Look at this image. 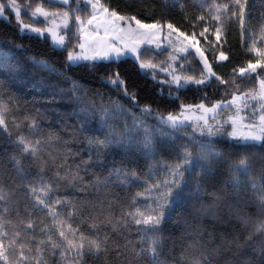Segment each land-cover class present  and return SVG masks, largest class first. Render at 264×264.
Here are the masks:
<instances>
[{"label":"snow or ice","instance_id":"6c2138e0","mask_svg":"<svg viewBox=\"0 0 264 264\" xmlns=\"http://www.w3.org/2000/svg\"><path fill=\"white\" fill-rule=\"evenodd\" d=\"M204 2L206 3L207 0ZM247 2L248 0H229L228 3L220 4L213 0L212 7L209 9L213 24L210 27L205 22L202 30L198 33L194 30L191 34L181 31L171 22L166 25L158 22L147 24L142 23L134 15L125 17L115 10H110L102 3V0H75L76 7L68 8L62 12H50L43 6H37L31 12V18L36 20L42 17L45 20H50L51 26L45 29L23 24L20 20L21 8L17 5L16 0H0V17L4 16L6 10H12L17 23L21 24V31L32 32L38 36L44 35L45 32L50 34L54 48L68 51L71 39L77 40L76 46L80 51H68L69 66L78 67L82 63L95 64L100 61L115 62L130 55L136 61H140L138 66L142 71H153V79L156 71L164 73L166 78L160 82L168 84L169 87L174 86L177 91V99L179 98L178 93L181 90H186L189 85H210L213 78L219 84L228 86L225 89V94L231 96L230 100H221L211 106H206L204 103L195 106L205 114L212 113L211 119L214 123H209V118L202 115L197 118L196 124L189 125L187 116L181 118L180 115L169 113L165 117L162 114L154 113L149 106L141 108V115L137 116L116 102H111L108 106L96 103L84 95H77L78 87L73 84L72 95L77 104L81 105L79 112L73 113L80 118L77 131L85 127L90 116L99 114V127L102 131L99 136L94 135L89 139V146L95 148L97 159L106 149L112 147L126 149L129 154L136 150L149 158H154L157 143L156 133L154 129L146 125L147 117L158 120L160 125L176 133L186 126H192L194 131L199 132L202 137L216 136L223 131L225 124H229L232 130L227 135L241 141L239 147L256 148L259 146L264 148V23L260 26L259 39H256L246 21ZM260 2L264 3V0H260ZM47 3L69 5L70 0H47ZM81 4L84 5L83 8L80 7ZM201 7H203V3ZM82 12L86 13V19L80 14ZM57 20L60 23H57ZM70 20L75 24V33L71 32L69 27ZM132 21L135 22V28L131 26ZM200 21H205L204 15L197 17V22L192 25L193 29L199 26ZM234 21L239 23L242 38L247 34V39L251 42L247 51L255 59L249 60L246 67L234 69L233 79L229 81L213 71L212 64L205 55V50L200 47V43L202 38L207 44V50L212 53L214 61L228 60L224 51H219V54H216L217 46L222 47L226 42L223 39L225 31ZM164 27L168 29V37L175 34L177 46L171 47L170 42V54L160 64L151 61L143 62L141 60L143 55L141 45L152 44L154 40L159 39V34ZM60 28L64 29V34H59L57 29ZM210 32L215 37L214 42L208 39ZM66 40L69 43H66ZM81 40L87 41V48L86 43L80 42ZM88 50L91 51V54H88ZM193 50L202 65L199 77L194 71L189 73L186 68V65L190 67L188 58L192 55ZM155 51L157 55H163L165 51H169V48L161 49V45L156 44ZM14 59V55L0 50V75L5 73L11 75L14 71L19 70V62L15 65L12 63ZM32 63L34 67L44 72L55 73L57 71L54 66L43 60L33 59ZM237 77L241 79H237ZM108 82L114 86L124 87L125 97L135 103V94L127 91L119 72H114ZM248 82L258 85V90L255 87L248 88L247 91L242 90L241 84L244 83L247 87ZM229 89H231L230 92ZM21 109H24L23 117L14 114ZM226 109H231L233 114L228 115L223 121L216 120V116ZM9 114H12L11 124L14 128L17 130L26 128L27 134L21 132L16 139L19 155H13L9 157V160L14 165L20 179L28 181L26 187L32 202V211L28 212L27 222L21 219L17 224H13L8 216L13 212L19 216V208L0 203V264H49V260L53 257H58L55 264H88L89 258L97 260L103 258L107 264L106 258L110 250H115L119 259L123 256L121 249L127 251L128 244H132V242L128 241L124 245L116 243L111 239L109 233L102 230L101 225L110 226L112 232H122V230H127L130 224L137 226L136 232L139 237L137 241L139 250H136V246L133 244L134 259L142 261L147 258L150 264H166L161 259L159 251L163 245L161 225L165 222L167 212L173 210L174 205L185 198L184 190L188 187V183L183 178L185 172L189 170L188 166L199 164L200 161H207L209 158H220L221 153L214 151L210 142L197 140L194 137L190 143L200 149V154L194 157L188 146L185 145L183 151L178 152L180 162L171 166L164 165V171L167 173L164 179L155 178L151 168L143 181L136 172L113 168L103 180L97 177L93 182L97 193L101 189L104 190V198L98 197L99 202L89 206L59 197L53 198V192L54 184H59L60 181L84 185V175H81V170L83 169L85 175L87 174V169L92 164L91 155L89 160L82 161L79 165H69L68 158L72 153L67 147L68 141L58 133L45 132L38 119L39 110L29 111L27 104L6 92L5 80L0 79V130L5 132H8L7 117ZM129 118L132 121L131 125L128 123ZM201 121L202 123H200ZM160 135L163 137L171 135V133H167L161 128ZM101 136L103 138H100ZM22 158H30L31 163L39 169L37 179L29 180L28 176L24 174ZM48 167L56 169L55 176L50 180H46L44 177V171ZM233 168L245 174L251 171L246 157L241 158L238 164L233 165ZM159 171L160 168L156 167L155 172ZM232 183L238 186L239 181L233 180ZM113 184L120 187L138 184L144 188L143 192L138 191L132 197L129 205L130 210L121 207L119 216L113 213V204L117 202L116 199L108 198L111 195L110 188ZM252 186L256 187L255 181ZM84 187L86 189L87 185ZM258 191L264 193V188L258 189ZM199 192L200 188L197 187L195 195H199ZM6 200L7 196L3 188L0 187V202ZM105 200H107L106 207ZM141 200L144 201L143 204H141ZM259 202L261 211L264 212V194L260 196ZM68 205L70 208L65 213L63 206ZM85 211L89 213L88 219L92 221L89 230L95 233L94 235H88L81 231L79 226H73L72 222L78 218L81 212ZM36 213H44L51 222L31 219ZM244 223L247 224L248 221L245 220ZM255 232L264 235V221L257 224ZM248 241H252V235L248 237ZM248 246L261 257V260H264V247H255L253 244ZM128 264H133V260H129ZM190 264H201V261L195 259L190 261Z\"/></svg>","mask_w":264,"mask_h":264},{"label":"trees","instance_id":"16d2710c","mask_svg":"<svg viewBox=\"0 0 264 264\" xmlns=\"http://www.w3.org/2000/svg\"><path fill=\"white\" fill-rule=\"evenodd\" d=\"M247 15L249 24L258 30V26L264 23V3L260 0H248ZM216 3H228L229 0H215ZM110 10L117 11L125 17L136 16L143 23H173L181 31L191 34L194 30L198 33L207 22L211 27L213 21L209 9L213 0H102ZM203 3V7L201 4ZM249 13L251 14L249 16ZM205 16V21H200L199 26L193 29L197 17ZM258 25V26H257ZM257 26V27H256ZM214 30V29H213ZM199 38V37H198ZM208 39L215 41L211 32ZM226 42L223 46H217L219 51H224L228 56L226 61H214L213 55L207 50L206 42L201 38L200 46L205 50L213 71L225 80L233 79V70L246 67L254 56L248 53L242 42L241 30L238 21L232 22L226 29L223 38ZM0 50L14 55L12 63L19 62V70L11 75H0L5 80L6 92L27 104L29 111L39 110L40 126L45 132H54L63 136L68 141L67 147L72 155L68 158L69 165H79L82 161L92 158V164L84 175V185L68 184L60 181L54 184L53 198L59 197L75 203H83L91 206L104 198V190L97 193L93 182L99 177L103 180L113 168L123 169L127 172H136L141 181L146 179L150 168L157 179H164L167 173L164 165H175L180 162L178 152H182L185 145L193 153L200 154V149L190 143L195 137L197 140L210 142L214 151L221 153L220 158H209L200 161L199 164L189 165L185 172L184 180L188 187L184 190L185 198L174 205L173 210L166 214L162 227L163 245L159 249L161 259L166 264H190V261L199 259L201 264H264V260L249 247H264V235L255 232L260 221H264V212L261 211L259 198L262 194L258 189L264 188V148H242L238 145L241 141L218 137L214 140H204L189 133L187 127L179 133L159 124L158 120L147 117L146 125L155 130L156 148L155 157L149 158L142 152L133 150L130 154L126 149L112 147L106 149L97 159L95 148H90L89 139L94 135L99 136V114L89 117L82 130L77 131L80 118L74 115L79 112L78 105L72 95L73 84L77 85V95H84L96 103L108 106L111 102L123 105L132 114L141 115V108L149 106L154 113L164 116L176 113L181 106H192L200 103L211 104L230 98L225 94L227 85H221L214 78L210 85L188 86L186 90L178 93L168 92L151 77L141 72L136 62L131 58H123L118 61L82 63L80 66H69L67 61L68 51L54 48L45 37L22 34L14 22L0 19ZM33 59L43 60L56 68L55 73L41 71L33 66ZM119 72L120 78L125 82V87L130 93H134L136 100L133 103L124 95V87L114 86L108 82L109 77ZM237 79H241L237 77ZM246 81V78H244ZM255 87L251 82L241 84L242 90ZM231 89H229V92ZM171 93V95H170ZM23 117L24 109L14 113ZM11 115L7 117L8 132L0 130V187L3 188L7 200L0 203L9 204L19 208L20 215L15 212L8 216L13 224L23 219H29L28 212L32 211V202L28 194L26 184L21 180L14 169L9 157L19 155L16 139L21 132L26 133V128L17 130L11 124ZM129 125L132 121L129 118ZM171 133L161 136L160 130ZM10 133V134H9ZM142 135V134H141ZM100 138H103L102 136ZM247 158L251 171L243 173L236 171L233 165L238 164L241 158ZM24 174L29 180L37 179L39 169L33 165L30 158H22ZM159 167L160 171L155 172ZM56 169L48 167L44 171L46 180L55 176ZM63 174V173H61ZM115 180V177H113ZM239 181L238 186L232 183ZM253 181L256 182L254 188ZM197 187L199 195H195ZM143 192L142 185L133 184L130 187H120L113 184L110 188L109 199L115 198L113 213L120 215L121 207L130 210L129 205L136 192ZM144 201L141 200V204ZM107 200H105V207ZM70 205L63 206L66 213ZM88 212H81L72 223L79 226L81 231L88 235L95 233L89 230L92 223L88 219ZM31 219L44 220L50 223L49 217L44 213H36ZM248 221L247 224L244 221ZM134 224H130L127 230L112 232L110 226L101 225L104 232L109 233L111 239L120 245L128 244V250L123 251V256L117 258L116 251L110 250L107 255V264H150L149 260H135V252L139 250L137 243L139 237ZM9 231L11 229L9 228ZM38 231V229H37ZM252 235V241L248 237ZM35 254V253H33ZM58 257L49 260V264H55ZM88 264H105V259H88Z\"/></svg>","mask_w":264,"mask_h":264},{"label":"rangeland","instance_id":"374dc122","mask_svg":"<svg viewBox=\"0 0 264 264\" xmlns=\"http://www.w3.org/2000/svg\"><path fill=\"white\" fill-rule=\"evenodd\" d=\"M249 2V1H248ZM248 2H247V5H248ZM16 3L17 5L21 8V15H20V20L22 21L23 24H27L31 27H38V28H41V29H45L46 27H49L51 26V22L50 20H45L44 18H38L36 20H33L31 18V12L37 7V6H43L45 7L46 10L48 11H63V10H66L68 8H72V7H76V3H75V0H70V4L69 5H61V4H49L47 3V0H16ZM247 5H246V15H247ZM80 7H84L83 4L80 5ZM90 10V9H89ZM82 15L83 18H87V15L86 13H80ZM247 18V17H246ZM0 19H4L6 21H13L14 24L16 25L17 29L19 30L20 33L22 34H27V35H33V36H37V37H45L48 39L49 43L51 46H53V40H52V37L50 34L46 33L42 36H38L37 34L35 33H32V32H25V31H21L20 28H21V24H18L17 23V19L15 17V14L12 10H6L5 14L3 17H0ZM247 21V25L251 28L254 36L256 39H259V31H260V26H258V30L256 28H252V24H249V20L246 19ZM57 23H60L59 20H57ZM143 23V22H142ZM147 24H151V23H147ZM166 25V24H165ZM131 26L133 28L136 27L135 25V22L132 21L131 22ZM256 26V27H257ZM69 27L71 29V32L75 33L76 32V27H75V24L73 21L70 20L69 22ZM57 31L59 32V34H64V29L63 28H60V29H57ZM167 33H168V29L166 27H164L161 32H160V38L157 39V40H154V42L152 44H143L141 45V49L143 50V55L141 57V60L143 62H149L151 61L152 63H156V64H160L161 61H165L168 57V55L170 54V51H171V47H176V42H175V34H173L172 37H168L167 36ZM243 42H244V45H245V48L247 49L248 47H250V41L247 39V34L245 35V37L242 38ZM80 42H85L86 43V48H87V41L86 40H81ZM170 42H171V47H170ZM66 43H69L68 40H66ZM156 44H160L161 45V49H164V48H169V51H165L163 53V55H157L156 54ZM77 45V40L75 39H71L70 41V46L68 47V51H73V52H79L80 49L76 46ZM260 46V45H258ZM201 47V46H200ZM202 48V47H201ZM203 49V48H202ZM88 54H91V51L88 50ZM123 58H131L133 59L137 65H139V62L140 61H136L134 58H132L130 55H127V56H124L120 59H123ZM119 59V60H120ZM255 59V57H254ZM189 60V64H190V67H188V65H186V68H188V71L189 73H192L193 71L195 72V74L197 75V77H199V70L200 68L202 67L201 63H200V60H199V57L196 56L194 50L192 51V55L189 56L188 58ZM100 62H108V61H100ZM98 63V62H97ZM166 66V65H164ZM139 68V66H138ZM140 69V68H139ZM141 72L145 73L146 75H148L149 77H151L153 79V71L152 70H144L142 71L140 69ZM165 74L162 73V72H159V71H156L155 72V78L153 79L155 82L159 83V85L166 89V91L168 92H176V89L175 87H169L168 84L166 83H161L160 81H163L165 80ZM189 86H196L195 84H191ZM255 88L258 90V85H255ZM248 88L245 90L247 91ZM230 98L228 99H225V100H230ZM219 102V101H217ZM217 102H214V103H211V104H205L206 106H211ZM199 105V104H197ZM189 106V105H188ZM191 106V105H190ZM193 107L191 108H188V107H185V106H181V108L179 109L178 112L176 113H171V114H174V115H180L181 118H183L184 116H187L189 118V125H194L197 123V118L199 116H206L209 118V123H214V121L211 119V117L213 116L212 113H203L202 110L200 109H197L195 106L196 105H192ZM233 112L231 109H226L224 111H222L220 113V115L216 116V120H219V121H223L224 119H226V117L228 115H232ZM167 116V115H166ZM165 116V117H166ZM258 119V117H257ZM202 123V121L200 122ZM187 129L189 130V133L191 135H194L196 137H200V138H203L204 140L208 141V140H214V139H217L218 137H225V138H229V139H233L231 138L229 135H227V133L231 132V126L229 124H225L224 125V129L223 131H221L218 135L216 136H213V137H206V136H201L199 132H195L193 127L192 126H186ZM246 130V129H245Z\"/></svg>","mask_w":264,"mask_h":264}]
</instances>
